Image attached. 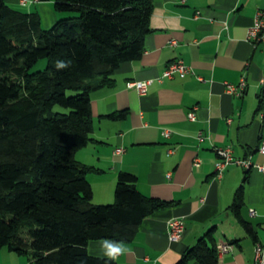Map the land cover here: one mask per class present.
<instances>
[{
	"label": "crops",
	"instance_id": "0c3cea01",
	"mask_svg": "<svg viewBox=\"0 0 264 264\" xmlns=\"http://www.w3.org/2000/svg\"><path fill=\"white\" fill-rule=\"evenodd\" d=\"M5 1L16 9L29 7L25 12H37L41 21L42 14L48 16L50 26L58 18L52 5L41 0L25 5ZM258 10H264V0H154L141 56L115 70L112 86L91 92L90 141L76 151L75 159L92 168L86 174L92 202L114 201L120 172L134 174L143 195L169 202L141 221L134 238L124 242L128 252L111 264H176L210 229L216 249L231 245L230 251L217 252L216 264H251L255 242L264 241V172L230 164L218 179L215 163L216 148L230 147L234 158L264 164L258 151L264 144V119L258 116L264 45L254 46L246 37ZM174 60H182L192 73L157 81ZM242 77V95L226 93L225 83L235 84ZM132 79L154 81L140 95L126 87ZM123 110V117H109ZM191 111L194 120L187 117ZM165 128L170 130L167 137L162 135ZM239 187L235 211L231 206ZM176 216L185 229L181 240L171 242L167 221ZM99 241L89 242L88 253L104 257ZM0 264L35 263L4 247Z\"/></svg>",
	"mask_w": 264,
	"mask_h": 264
},
{
	"label": "trees",
	"instance_id": "16d2710c",
	"mask_svg": "<svg viewBox=\"0 0 264 264\" xmlns=\"http://www.w3.org/2000/svg\"><path fill=\"white\" fill-rule=\"evenodd\" d=\"M153 1L53 0L55 13L69 14L43 28L37 12L0 0V249L35 264H106L88 253L89 242H129L145 217L169 204L143 195L129 172L117 175L112 203L94 204L92 168L75 159L90 141V94L141 56ZM40 59L45 67L32 71ZM57 60L70 67L57 70ZM240 196L239 187L235 211ZM212 231L176 264H216Z\"/></svg>",
	"mask_w": 264,
	"mask_h": 264
},
{
	"label": "built area",
	"instance_id": "2783aa9c",
	"mask_svg": "<svg viewBox=\"0 0 264 264\" xmlns=\"http://www.w3.org/2000/svg\"><path fill=\"white\" fill-rule=\"evenodd\" d=\"M40 0H18L21 5L28 4L29 2H38ZM247 31V39L256 46L257 44H263L264 45V10H258L254 17V23L252 26L248 28ZM171 45L176 44L175 41L170 42ZM175 73H178L180 75H183L185 73H192V70L189 66L185 65L182 60H174L170 61V63L166 66L165 70L161 74V76H158L155 78L157 81L161 82L163 78H169L173 76ZM199 79H202L199 77ZM153 79H147V80H129L126 83V87L130 89H134L138 94L143 95L147 92L149 86L153 82ZM261 83L264 85V75L261 79ZM226 87V93L234 95V96H240L242 95L245 87H246V81L242 77L239 82L232 84V83H225ZM259 118L262 120L264 119V92L262 97V107L260 111L258 112ZM187 117L191 120L195 119L194 112H188ZM162 135L169 136L170 130L168 129H162ZM201 132L198 134V139L201 138ZM261 154L264 155V144L262 143L258 150ZM115 152H121L120 149H117ZM216 154L218 156V160L215 163V177L221 178L224 169L230 165V164H237L245 169H249L251 167L257 168L258 170L264 172V164L259 165L256 163H252L248 158H234L232 156V151L230 147H217L216 148ZM194 165H199V160L194 161ZM249 213L251 215H254L255 212L253 209L249 210ZM168 224V238L171 242H177V240H181L183 233H184V222L181 218H171L167 221ZM231 245L229 244H220L217 246V252L222 254L230 251ZM251 264H264V241H256L254 244V255L253 260Z\"/></svg>",
	"mask_w": 264,
	"mask_h": 264
},
{
	"label": "clouds",
	"instance_id": "9594fccd",
	"mask_svg": "<svg viewBox=\"0 0 264 264\" xmlns=\"http://www.w3.org/2000/svg\"><path fill=\"white\" fill-rule=\"evenodd\" d=\"M70 65L68 62L63 60H57L55 63V68L57 70H63L69 68ZM101 251L103 252V256L106 258V264L109 261L117 260L121 255H124L128 252L123 241L110 240L107 238L99 241Z\"/></svg>",
	"mask_w": 264,
	"mask_h": 264
},
{
	"label": "rangeland",
	"instance_id": "374dc122",
	"mask_svg": "<svg viewBox=\"0 0 264 264\" xmlns=\"http://www.w3.org/2000/svg\"><path fill=\"white\" fill-rule=\"evenodd\" d=\"M41 4H43V5H46V6H50L51 7V5L53 4V0L51 1V0H41ZM8 5H10L11 7H15V5L14 4H8ZM17 7V6H16ZM37 8H38V4H37ZM19 9L21 10V11H28L29 10V7H19ZM32 10H33V7H32ZM54 11V10H53ZM57 14V16H58V18L57 19H59V18H61V17H64V16H66V15H68L69 13H65V12H59V13H56ZM72 14V13H71ZM41 25H42V27L43 28H48V27H50V25L48 24V16H43V14H42V21H41ZM44 64H46V62H45V59H40L37 63H36V65L32 68V71H35V70H41L42 68H44L45 67V65ZM55 109H59V107H55Z\"/></svg>",
	"mask_w": 264,
	"mask_h": 264
}]
</instances>
